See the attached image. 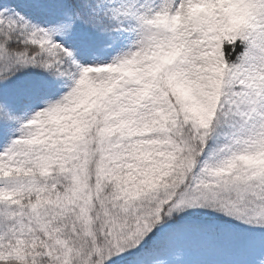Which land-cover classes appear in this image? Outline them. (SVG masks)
<instances>
[{
    "label": "snow or ice",
    "instance_id": "1",
    "mask_svg": "<svg viewBox=\"0 0 264 264\" xmlns=\"http://www.w3.org/2000/svg\"><path fill=\"white\" fill-rule=\"evenodd\" d=\"M0 264H264V0H0Z\"/></svg>",
    "mask_w": 264,
    "mask_h": 264
}]
</instances>
